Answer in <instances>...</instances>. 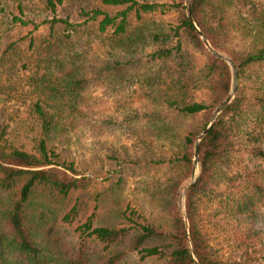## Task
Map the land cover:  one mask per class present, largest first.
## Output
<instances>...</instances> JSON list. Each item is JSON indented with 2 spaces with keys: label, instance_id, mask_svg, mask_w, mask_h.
<instances>
[{
  "label": "trees",
  "instance_id": "obj_1",
  "mask_svg": "<svg viewBox=\"0 0 264 264\" xmlns=\"http://www.w3.org/2000/svg\"><path fill=\"white\" fill-rule=\"evenodd\" d=\"M185 8V0H0V97L16 100L38 127L31 150L0 132V264H121L131 256L135 264H194L177 195L192 174L195 138L232 82L229 65L209 53ZM170 9L175 36L204 56L198 75L179 40L168 46L172 35L157 16ZM190 10L237 75L234 98L200 140L199 174L185 190L192 244L200 264H264V0H191ZM42 25L47 30L34 34ZM95 43L113 58L94 64ZM150 44L157 48L148 61L170 64L143 68L134 53ZM195 78L207 90L200 102L191 100ZM135 79L137 98L152 108H133L125 120L152 124L157 139H175L169 158L131 161L143 174L167 168L163 180L151 177L140 188L157 203L152 218L118 197L121 176L100 192L95 178L49 146L77 126L91 80L124 88ZM169 112L200 117L174 134ZM103 197L109 201L101 206ZM202 197L217 204L210 221L233 228L237 245L227 255L205 230Z\"/></svg>",
  "mask_w": 264,
  "mask_h": 264
},
{
  "label": "rangeland",
  "instance_id": "obj_2",
  "mask_svg": "<svg viewBox=\"0 0 264 264\" xmlns=\"http://www.w3.org/2000/svg\"><path fill=\"white\" fill-rule=\"evenodd\" d=\"M144 1L170 2L171 0ZM32 8L35 9L37 6H33ZM68 9L71 10L70 7L65 8L61 14L69 12ZM75 12L74 9V14ZM175 15L174 9H170L166 13L158 14L157 17L162 21L164 28L172 35L168 46L175 45L177 40H179L183 49H188L190 54H192L195 74L198 75L199 69L204 62V56L199 50L192 47L181 34L175 36L174 28L177 25ZM31 28L32 24H28L24 28V32H28ZM46 30V26L42 25L37 31H34V34L38 31ZM156 48V45L150 44L139 48L134 53L135 58L141 60L142 67L149 70V72H153L161 66L166 67L170 64L168 61L165 63L163 61H148L145 55ZM92 53L91 59H93L94 64L98 63L101 59L113 58V56L101 49L100 46H97L96 43L93 45ZM217 53L220 52L217 51ZM220 54L229 58L223 53ZM135 73L137 74V72ZM93 81H90L88 87L83 92L86 96V101H84L86 105L83 107V115L79 117L75 129L65 135L58 133L53 136L49 146L68 161H73L78 171L95 178L96 186L100 192L105 191L110 186V183L116 182L118 176H121L124 189L118 192V197L126 204L130 203L136 210L152 218L156 215L157 203L149 197H146L140 188L151 177L161 178L163 180L167 176L165 174L167 168L164 165H161L160 169L154 166L152 169L146 170L147 174H143V168L136 167V164L131 161L146 157L148 159H151V157L167 159L174 151L175 139L174 141H168L170 139H157L152 133V124L145 123L144 121L132 120L130 122L125 120V113L133 108H152L151 104L148 102L143 103L137 98V79L132 80V84L124 88L118 86L113 87L107 83H92ZM194 82L191 100L197 102L205 100L207 94L206 88L196 78ZM199 117L200 113L193 116H182L181 114L170 113L167 122L169 121L168 124L171 123L175 126L173 133L177 132L181 134L191 128L192 125H196ZM4 128V136L7 140L18 146H23L27 150L32 149L33 139L37 137L38 133L37 122L27 115L24 107L19 105L16 100H6L5 97H0V132ZM194 171L196 174H199L197 166L192 169V174ZM192 174L179 188L177 204L181 189L192 180ZM68 201L69 204H72L75 198L72 197ZM108 201V198L105 199L103 197L101 206ZM90 203L89 210L86 207V215H89L92 211L94 202L90 201ZM178 207L180 212L179 204ZM215 207H217V204L213 200L209 197H202L199 212L202 216L205 230L210 234L211 243L214 248L219 253L227 255L235 249L237 241L233 228L227 225H214L210 221V214L212 210H215ZM97 218L95 224L99 223V219ZM136 261L137 257L131 256L126 258L121 264H135ZM142 264H157V262H154L152 259H147Z\"/></svg>",
  "mask_w": 264,
  "mask_h": 264
},
{
  "label": "water",
  "instance_id": "obj_3",
  "mask_svg": "<svg viewBox=\"0 0 264 264\" xmlns=\"http://www.w3.org/2000/svg\"><path fill=\"white\" fill-rule=\"evenodd\" d=\"M190 5H191V0H185V10H186V15L189 19V21L192 23L193 27L195 28L197 34L200 36L201 40L203 41L204 45L206 48L210 51L211 54H213L216 57H220L224 59L230 66L231 69V75H232V83L230 86V90L228 94L226 95L225 99L213 110V112L210 115V118L205 124V127L201 130V132L196 136L195 141H194V152H193V168L197 166L198 162V152H199V143L200 140L204 137V135L208 132L209 128L212 126L214 123L215 119L217 116L220 114V112L231 102V100L234 98L235 91H236V80H237V75H236V70L233 62L224 56H222L220 53H217L208 40L206 39L204 33L201 31V29L197 26L194 18L192 17L191 10H190ZM193 178L192 180L186 185L183 186L180 192V195L178 196V204L180 206V214L186 229V239H187V246L190 251V254L192 256V259L194 261V264H200L198 257L195 253L193 244H192V238H191V229H190V224L189 221L186 217V212L184 208V192L188 187H191L195 180L197 179L198 174L195 173V171L192 174Z\"/></svg>",
  "mask_w": 264,
  "mask_h": 264
}]
</instances>
